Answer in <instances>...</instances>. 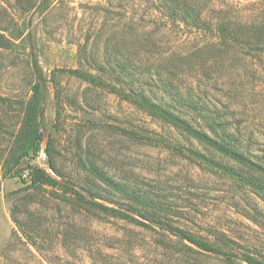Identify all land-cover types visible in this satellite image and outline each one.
Masks as SVG:
<instances>
[{
  "label": "rangeland",
  "instance_id": "rangeland-1",
  "mask_svg": "<svg viewBox=\"0 0 264 264\" xmlns=\"http://www.w3.org/2000/svg\"><path fill=\"white\" fill-rule=\"evenodd\" d=\"M200 3L206 21L222 19L243 36L237 38L241 48L217 52L224 61L214 65L216 76H224L219 88L232 94L220 98L219 107L231 130L250 141L255 155L262 156L264 0ZM115 5L117 0H0V35L4 37L0 40V159L11 149L36 72L41 70L48 86L45 124L49 132L42 150L31 160L33 166L49 170L51 158L58 170L77 181L91 177L89 169L98 167L159 198L163 214L194 235L211 240L210 235L224 233L237 243L232 251L239 257L248 246L264 254L262 196L193 159L181 136L177 143L163 144L155 137H177L174 131L110 89L71 73L87 70V55L101 61L112 52V45L123 50L131 43L118 27L121 13ZM181 30L187 29L181 26ZM183 33L181 39L170 35L163 42L171 49H187L197 38ZM80 46L90 52L86 58L79 55ZM50 140L49 157L45 149ZM194 147L200 149L196 143ZM28 185L17 177H5L0 165V264H95L96 256L106 258L103 264H241L205 253L159 228L114 218L85 219L52 197L50 188L42 191ZM14 216L28 225L25 229L33 240L39 236L38 249L30 246L37 259L24 253L21 240L27 239ZM71 218L85 226L80 237L90 239L96 256L87 248L74 251L61 237L55 238L56 230L61 234Z\"/></svg>",
  "mask_w": 264,
  "mask_h": 264
},
{
  "label": "trees",
  "instance_id": "trees-1",
  "mask_svg": "<svg viewBox=\"0 0 264 264\" xmlns=\"http://www.w3.org/2000/svg\"><path fill=\"white\" fill-rule=\"evenodd\" d=\"M200 1L117 0L115 7L121 13L117 24L125 33L122 36L129 35L131 43L123 50L116 48L118 44L112 45V52L108 51L101 61L90 57L86 46H80V56L86 58L89 54L84 60L88 68L84 72L72 70L71 73L93 85L110 89L163 128L174 131L177 137H155L163 144L177 143L181 136L185 150L193 159H199L225 179L264 198V155H255L251 142L242 140L231 130L219 107V102L223 103L220 98L232 97V94L222 93L219 88L224 76L223 73L216 76V66L224 61L217 52L230 53L232 47L241 48L237 38L243 36L236 30L231 31V25L224 24L222 19H217V23L206 21ZM106 6L109 9L110 3ZM181 26L187 30H181ZM183 32L197 38L189 48L183 47L184 51L171 49L163 42L170 35L181 39ZM2 38L0 35V40ZM31 91L24 105L22 125L13 134L10 151L0 159L5 177H17L36 190L50 188L52 197L85 219L114 218L144 228H159L227 262L264 264V254L256 253L250 246L245 247L239 257L232 251L237 243L224 233L212 234V239L208 240L175 225L163 214L166 211L159 198L109 176L98 167L89 169L91 177L77 181L58 170L51 158L48 165L51 172L33 166L31 160L42 150L49 132L45 124L48 86L43 71L37 70ZM229 105L226 102L224 107L228 109ZM52 143L48 141L45 149L49 157ZM194 143L200 149L195 148ZM14 221L27 239L26 242L21 240L24 253L37 259L30 246L38 249L39 236L34 235L33 240V234L25 229L28 225L16 216ZM64 226L62 235L55 229V238L61 237L74 251L79 247L91 251L90 239L80 237L85 229L81 221L74 222L71 218ZM96 253L90 252L94 256ZM98 257L94 263L103 264L106 258ZM44 258L48 257L44 255Z\"/></svg>",
  "mask_w": 264,
  "mask_h": 264
}]
</instances>
